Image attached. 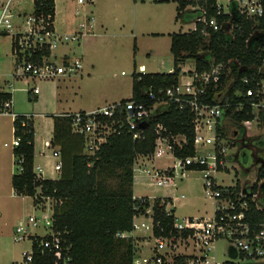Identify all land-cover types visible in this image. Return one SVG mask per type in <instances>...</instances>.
Listing matches in <instances>:
<instances>
[{
	"label": "built area",
	"instance_id": "1",
	"mask_svg": "<svg viewBox=\"0 0 264 264\" xmlns=\"http://www.w3.org/2000/svg\"><path fill=\"white\" fill-rule=\"evenodd\" d=\"M29 1L32 3V8L30 11H25L24 5ZM88 1L93 2V0H77V3L83 5ZM226 1L228 3L223 4L222 0H217L218 12H230L231 0ZM234 1L241 13L248 17L264 16V4L261 0ZM189 8L195 9L193 6ZM55 14L56 10L54 15L36 11L34 0H0V35L11 36L12 53L16 62L15 76L27 77L37 82L70 76L82 70V55L69 54V49L60 57L61 60L57 61L54 59L57 57L54 49L60 45L80 42L84 35L94 32L95 16L92 12L84 16L82 20L76 21V16L80 14V10L76 9L72 12L74 19L72 29L60 31L55 27ZM197 21L208 24L215 30L219 29L216 18L208 19L206 11L197 18ZM190 24H193L190 30L197 28L196 22ZM44 48L50 51V56L42 55L41 60L33 59L34 55ZM262 48L264 50V44ZM222 68L221 63L213 61L208 70L202 72L196 69L190 70L187 72V81L182 84L180 74L178 85L159 89L157 93L150 92V96L156 98L151 105L143 100L129 99L114 101L92 110L60 113L71 117L72 131L84 137V153L88 155H94L112 134H119L126 128L134 130L145 127L155 115L168 108L170 101L177 103L179 109L183 110L188 107L194 113L195 153L185 158L176 156L175 147L182 148L186 143V137L173 134L164 123L158 122L154 127L156 134L154 152L137 156L134 175L136 172H141L147 178L146 184L164 188L175 184L174 178L178 166L182 169L200 170L203 174L204 189L215 200V210L211 216H191L179 219L175 215L174 203L184 198V194L180 198L171 195H153L152 198L147 196L149 206L144 211L134 214L133 229L118 233L120 237L133 239L131 264L264 263V212L258 220L255 219L254 214L257 211H264V196L261 188L255 190L253 186L244 188L240 185L237 189L238 181L234 184L222 185L218 179L219 172H229L227 161L228 158L233 157L229 152V143L233 137L229 133L227 124L231 123L236 127V123L225 115L226 109L232 106L231 101H224L227 87L220 92H215L213 97L215 102L206 101L207 88L211 84L214 86L218 84ZM258 70L260 73L263 72L262 67ZM241 81L245 85V90L236 92L239 98L235 104L236 109L242 110L245 106H249L253 119H256L257 125L264 129V75L256 78L243 76ZM7 82L8 80L0 76V116L10 115L14 122L20 114L13 110L12 93L9 90L12 85ZM229 84L227 82L226 86ZM28 92L32 98H37L41 93L40 86L35 84L28 89ZM2 95H8V97L3 99ZM24 116L27 119L33 118V115L29 114ZM15 130L14 126L13 131ZM237 130L236 127L233 131L236 136L238 135ZM141 136L140 131H135L134 138H141ZM19 142L20 137L15 136L11 144L14 147L19 145ZM47 144L53 149L52 156L56 159L52 168L54 171L61 172V152L57 146H52L51 140ZM4 145L9 146V143L4 142ZM161 151L171 154L178 161V166L174 164L157 167L153 164L150 167L148 162H152ZM18 166L21 171V163ZM33 169L36 178H45V168L42 164L35 165L34 163ZM262 183H264V178L258 182L259 185ZM40 191L41 188L38 187L37 193ZM134 197L144 196L134 194ZM156 199H160V206L164 207L168 215L174 216L172 224L163 225L160 221L155 222L154 203ZM248 199L255 203L254 210L250 207ZM45 200H49L52 206V215L44 213L41 218L36 215L29 216L25 224L16 226L13 238L15 241L28 238L31 240L32 250L24 253L25 264L33 259L35 240L43 249L47 248L52 251L55 264H72V257L69 253L70 245L63 234L54 229V201L51 197H46L41 204H44ZM140 218H149L151 223H140L137 221ZM39 226L46 230L44 235H37L33 232V229ZM142 229L145 232L139 233ZM37 236L41 238L38 239ZM219 241L227 242L225 251L228 255L227 260L218 261L216 259L215 249ZM232 250L235 251V256L232 255Z\"/></svg>",
	"mask_w": 264,
	"mask_h": 264
},
{
	"label": "trees",
	"instance_id": "2",
	"mask_svg": "<svg viewBox=\"0 0 264 264\" xmlns=\"http://www.w3.org/2000/svg\"><path fill=\"white\" fill-rule=\"evenodd\" d=\"M164 1V0H159ZM176 21L197 23L195 30L171 33L170 50L173 55V71L132 73V96L122 100H143L151 105L156 98L150 92L167 89L178 85L182 64L188 60L195 61L198 72L211 68L212 62L223 65L221 77L216 86L209 85L206 101L213 103L215 92L227 87L224 101H231L225 115L231 118L241 134L246 132L243 121L252 120L251 108L245 106L236 109L237 91L245 90L243 76L256 78L264 75V16L248 17L241 13L237 3L231 0L230 12H218L217 0H176ZM264 4V0H261ZM36 11L53 14L55 0H34ZM195 7V9L189 8ZM206 11L208 19L216 18L219 29L197 21ZM42 55L50 56L46 48L34 55L41 60ZM262 67L263 72H259ZM231 81V82H229ZM230 83L226 86V83ZM2 95L1 98H7ZM194 113L187 107L179 109L177 103L169 102L168 108L155 115L143 128L124 129L119 134H112L94 155L84 153V137L71 128V117L63 114L53 115L54 128L51 138L52 146L61 152L62 169L59 178H36L35 129L33 118L24 115L14 121V135L20 137L19 145L13 147L16 163H21L22 170L12 175V187L17 195L33 196L35 204L51 197L53 204L54 229L60 231L70 245L69 253L72 264H131L133 239L123 238L120 232L133 229V216L149 206L147 196L134 197V164L138 155L152 154L155 149L156 134L154 127L158 122L164 123L175 135L186 137L182 148L175 147V155L185 158L195 153ZM135 131L141 132V138H134ZM259 150L264 153V138L254 140ZM246 150L242 156L246 159ZM264 157V156H263ZM22 159V161H21ZM264 159V158H263ZM192 168V167H190ZM115 178L116 184L110 185L109 178ZM264 166L257 170L253 188H261L264 196ZM38 187L41 191L37 193ZM236 188H240L237 182ZM250 207L255 203L250 199ZM160 199L154 203L155 222L163 225L172 224L174 216L168 215L160 206ZM264 211L255 212V219H260ZM37 238H41L37 236ZM33 259L28 264H55L52 251L33 243ZM234 264V263H227Z\"/></svg>",
	"mask_w": 264,
	"mask_h": 264
},
{
	"label": "rangeland",
	"instance_id": "3",
	"mask_svg": "<svg viewBox=\"0 0 264 264\" xmlns=\"http://www.w3.org/2000/svg\"><path fill=\"white\" fill-rule=\"evenodd\" d=\"M94 1L80 5L75 0L69 10L71 15L74 10H80V14L74 17L76 21L93 12L94 32L84 35L80 42L60 45L54 49L57 55L54 59L57 61H60V57L69 49V54L83 56V68L76 74L37 82L27 77L15 76L16 62L12 53L11 36L0 35V73L2 78L12 85L9 90L12 93L14 112L35 117L37 142L34 163L44 165L45 178L56 179L60 176V172L52 168L56 160L52 156L53 149L45 147V140L52 135L51 124L45 113L62 107L72 111L92 110L114 101L130 98L132 73L135 70L145 73L171 72L174 66L170 50V34L188 31L193 26L190 23L176 21V0ZM222 3L228 2L222 0ZM31 5L29 1L24 6L28 8ZM181 66L182 84L188 79L187 72L195 69V61L190 59ZM35 84L40 86L41 94L37 98H32L28 89ZM55 88L58 89L57 100H63V105L58 103L53 105ZM243 126L246 132L240 135V131L237 130L236 136L233 133L236 127L231 123L227 124L229 133L233 137L229 143V152L233 157L228 158L227 161L229 172L218 173L222 185L239 181L244 188L251 187L257 178L258 168L264 166V153L258 149L259 145L254 141L264 136V129L257 125L256 119L245 121ZM13 128L12 116H0V264H25L24 253L32 250V243L29 238L22 241L14 240L16 226L25 224L31 215L40 218L44 213L52 215L49 200H45L44 204L36 205L33 196L17 195L12 187V175L19 172L11 144L15 138ZM4 142H8L9 146H5ZM43 150L46 151V155L41 154ZM243 150L249 154L246 159L242 156ZM49 156L52 158L50 164ZM155 163L157 167L174 164L178 166V161L164 151L158 153ZM148 165L152 167L153 163L148 162ZM143 180L144 178L138 179L135 188L138 196L170 194L180 198L182 194L185 195L174 203L175 215L179 219L211 216L215 210V200L206 193L200 170L182 169L178 166L172 189L150 186L142 183ZM108 183L115 185L116 179L111 177ZM137 221L151 223L149 218H140ZM33 232L44 235L46 230L39 226L33 229ZM142 232L145 230L142 229L139 233ZM226 247V241L217 243L215 255L218 261L228 259V255L225 254Z\"/></svg>",
	"mask_w": 264,
	"mask_h": 264
},
{
	"label": "crops",
	"instance_id": "4",
	"mask_svg": "<svg viewBox=\"0 0 264 264\" xmlns=\"http://www.w3.org/2000/svg\"><path fill=\"white\" fill-rule=\"evenodd\" d=\"M75 2V0H55V10H56V14H55V27L60 30V31H70L73 27L72 23H73V17L70 13V9H71V4H73ZM93 2H95L93 0ZM32 8V6H29L28 8H25V11H30ZM11 46H12V39H11ZM66 53V52H64ZM0 76L3 77L0 73ZM54 102H53V105H57L58 104H62L64 103L63 100H57V90L56 88L54 89ZM41 94V93H40ZM39 94V95H40ZM38 95V97H39ZM132 96V95H131ZM60 101V102H59ZM97 108V107H96ZM59 110V111H58ZM81 110V109H80ZM80 110H76V111H80ZM83 110V109H82ZM63 112H74L72 110H69V109H65V107H62L61 109H53L52 112H46V118L49 119L50 121V124H51V134L53 135V128H54V119H53V115H56V114H60V113H63ZM39 114H44V113H39ZM33 121H34V129H35V156H36V142H37V131H36V124H35V117L33 116ZM52 135L49 139H46L45 140V147H48V144L47 142L51 140L52 138ZM44 146V145H43ZM41 154H45L46 155V151H42ZM155 159L152 160V163L153 164H156L155 163ZM56 161V160H55ZM35 162V160H34ZM52 163V158L51 156H49V164ZM44 166V165H43ZM45 168V167H44ZM53 172V171H51ZM139 173V174H138ZM144 178V180L142 181V183L146 184L147 182V178L144 174H142L141 172H136L135 175H134V185H133V189H134V194L135 196H138L136 195L135 193V188H136V185H137V182H138V179H141ZM54 179V178H52ZM167 187H170L169 189H172L173 184L171 186H167ZM166 188V187H164ZM170 194H166V196H169ZM144 196H148L149 198H152L151 195H144ZM37 235H39L38 233H36Z\"/></svg>",
	"mask_w": 264,
	"mask_h": 264
},
{
	"label": "water",
	"instance_id": "5",
	"mask_svg": "<svg viewBox=\"0 0 264 264\" xmlns=\"http://www.w3.org/2000/svg\"><path fill=\"white\" fill-rule=\"evenodd\" d=\"M231 253H232V255H233V256H235V255H236V253H235V251H234V250H232V252H231ZM258 264H264V263H258Z\"/></svg>",
	"mask_w": 264,
	"mask_h": 264
},
{
	"label": "flooded vegetation",
	"instance_id": "6",
	"mask_svg": "<svg viewBox=\"0 0 264 264\" xmlns=\"http://www.w3.org/2000/svg\"><path fill=\"white\" fill-rule=\"evenodd\" d=\"M244 155H246L247 158L249 157V154L247 152Z\"/></svg>",
	"mask_w": 264,
	"mask_h": 264
}]
</instances>
